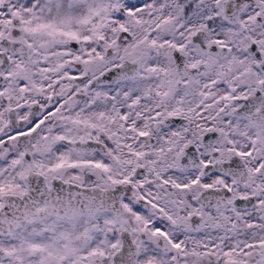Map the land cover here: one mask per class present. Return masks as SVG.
<instances>
[{
	"label": "snow or ice",
	"instance_id": "obj_1",
	"mask_svg": "<svg viewBox=\"0 0 264 264\" xmlns=\"http://www.w3.org/2000/svg\"><path fill=\"white\" fill-rule=\"evenodd\" d=\"M0 264H264V0H0Z\"/></svg>",
	"mask_w": 264,
	"mask_h": 264
}]
</instances>
